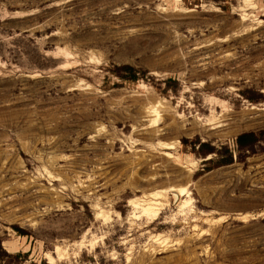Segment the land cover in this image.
I'll use <instances>...</instances> for the list:
<instances>
[{
	"label": "rangeland",
	"instance_id": "rangeland-1",
	"mask_svg": "<svg viewBox=\"0 0 264 264\" xmlns=\"http://www.w3.org/2000/svg\"><path fill=\"white\" fill-rule=\"evenodd\" d=\"M0 241L5 264H264V0H0Z\"/></svg>",
	"mask_w": 264,
	"mask_h": 264
},
{
	"label": "trees",
	"instance_id": "trees-1",
	"mask_svg": "<svg viewBox=\"0 0 264 264\" xmlns=\"http://www.w3.org/2000/svg\"><path fill=\"white\" fill-rule=\"evenodd\" d=\"M116 69H117V71H114V70H110V71L112 73L116 72V74L119 76V78H121L122 80L127 81V82H133L134 83V82L138 81L140 78H142L144 75V73L142 71H139L136 68L129 66V65H123L120 68L116 67ZM118 70H121L123 72L119 73L120 71H118ZM168 80H171V79H167V81ZM256 136H257V134L255 132H244V133L239 134L236 137L235 142L239 148L248 149L249 146L252 143H254V141H256ZM205 147H206V149L204 150ZM201 150L204 151V153L205 152L210 153V152H214L215 149L210 147V145H208L205 142H199L198 152ZM230 162H231V160L229 159V160L225 161L224 164H227ZM15 228L19 233L22 232L19 227H15ZM20 256H22V253H20V252L15 253L14 255L6 252L3 249L2 245H1V241H0V264H5V258L6 257H13V258L17 259Z\"/></svg>",
	"mask_w": 264,
	"mask_h": 264
},
{
	"label": "bare ground",
	"instance_id": "bare-ground-1",
	"mask_svg": "<svg viewBox=\"0 0 264 264\" xmlns=\"http://www.w3.org/2000/svg\"><path fill=\"white\" fill-rule=\"evenodd\" d=\"M183 191V190H182ZM181 191V193H179L180 195H184V193Z\"/></svg>",
	"mask_w": 264,
	"mask_h": 264
}]
</instances>
